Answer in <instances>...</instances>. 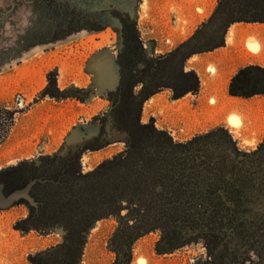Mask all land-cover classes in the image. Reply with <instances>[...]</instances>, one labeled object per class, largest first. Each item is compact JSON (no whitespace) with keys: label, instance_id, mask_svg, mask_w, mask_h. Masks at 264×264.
<instances>
[{"label":"trees","instance_id":"trees-1","mask_svg":"<svg viewBox=\"0 0 264 264\" xmlns=\"http://www.w3.org/2000/svg\"><path fill=\"white\" fill-rule=\"evenodd\" d=\"M116 16L122 27L120 82L108 95L112 110L106 118L113 130L129 136L131 147L87 174L76 167L78 156L59 154L1 172L6 194L43 181L31 190L37 205L29 204L22 230L66 232L61 244L33 256L32 263L81 264L95 225L115 216L120 225L111 241L113 264H132L135 243L158 230L160 255L202 242L207 257L197 264H264V141L246 152L220 126L180 142L143 121L148 99L161 90L172 91L175 99L197 92L200 79L187 69L189 60L223 48L236 24H264V0H218L194 34L155 59L146 51L136 17ZM229 92L244 99L264 96V66L240 69ZM15 116L16 111L0 108V147ZM106 134L103 123L96 140Z\"/></svg>","mask_w":264,"mask_h":264},{"label":"rangeland","instance_id":"rangeland-1","mask_svg":"<svg viewBox=\"0 0 264 264\" xmlns=\"http://www.w3.org/2000/svg\"><path fill=\"white\" fill-rule=\"evenodd\" d=\"M166 3L0 0V108L16 111L15 125L0 147V175L21 162L40 163L41 157L55 154L71 160L78 156L76 167L87 174L131 147L129 136L113 130L106 118L112 110L108 95L120 82L122 27L116 15L136 17L146 51L155 59L184 42L178 35L189 34L183 7L168 10ZM159 10L161 29H170L163 39L154 22ZM252 64L264 66V25L236 24L223 48L189 60L187 69L198 75L200 89L180 99L161 90L148 99L143 121L154 122L180 142L225 126L244 151L256 150L264 141V96L244 99L229 92L234 75ZM232 118L240 121L239 129L231 126ZM103 123L107 134L97 141ZM3 187L0 183V191ZM29 204L23 199L0 208V264H33V256L64 241L63 228L41 232L19 227L29 217ZM119 225L115 216L95 225L81 264L114 263L111 241ZM161 234L154 231L135 243L132 264H197L207 257L202 242L160 255Z\"/></svg>","mask_w":264,"mask_h":264},{"label":"crops","instance_id":"crops-1","mask_svg":"<svg viewBox=\"0 0 264 264\" xmlns=\"http://www.w3.org/2000/svg\"><path fill=\"white\" fill-rule=\"evenodd\" d=\"M218 0H195L193 2L187 1V0H169V3H166V7L171 8L172 6H179L183 7V17L186 19L187 22L190 23V26L188 28L187 35H178V38L181 41H185L188 39L189 36L194 34V32L210 17L212 12L214 11L215 6L217 5ZM204 8L205 12L202 13L200 10ZM165 14L169 15L171 18L173 17L172 14L168 13L167 10L164 12ZM161 14V16H160ZM154 16V14L152 15ZM162 11L159 10L158 16L154 18V22L157 23V36L160 38H165L168 36V32L170 33V29H161V26L163 25L162 20ZM264 25V24H259ZM166 32V33H165Z\"/></svg>","mask_w":264,"mask_h":264},{"label":"water","instance_id":"water-1","mask_svg":"<svg viewBox=\"0 0 264 264\" xmlns=\"http://www.w3.org/2000/svg\"><path fill=\"white\" fill-rule=\"evenodd\" d=\"M37 182L43 181L35 179L28 183L24 188L18 189L10 194H6L3 187V191H0V208L10 207L23 199L29 200L33 205H37L36 200L31 195V190Z\"/></svg>","mask_w":264,"mask_h":264},{"label":"bare ground","instance_id":"bare-ground-1","mask_svg":"<svg viewBox=\"0 0 264 264\" xmlns=\"http://www.w3.org/2000/svg\"><path fill=\"white\" fill-rule=\"evenodd\" d=\"M250 25H252V24H250ZM234 26H232L231 28H233ZM252 47H254L253 45H252ZM230 124H231V126L232 127H234V128H237V129H239L240 127V121L237 119V118H232L231 119V121H230Z\"/></svg>","mask_w":264,"mask_h":264}]
</instances>
